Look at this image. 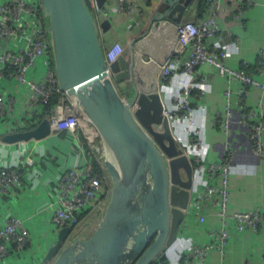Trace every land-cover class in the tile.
<instances>
[{"label":"built area","instance_id":"obj_1","mask_svg":"<svg viewBox=\"0 0 264 264\" xmlns=\"http://www.w3.org/2000/svg\"><path fill=\"white\" fill-rule=\"evenodd\" d=\"M91 1L98 25L108 13L113 17L112 29L100 33V38L102 34L115 38L107 45L103 44L104 59L110 72V63L124 52L129 41L116 38H133L145 31L161 0H105L104 9L99 6L98 0ZM222 1L201 0L207 15L178 24L174 53L161 65L159 73L162 87L170 86L175 79L180 80L179 89L172 92V106H165L163 112L171 124V120L176 119L185 130V142L182 143L194 168L188 210L197 212L202 222L205 220L204 208L211 207L220 216L222 224L210 229L211 239L203 244L188 245L186 241H181L186 249L178 262L170 263L158 257L152 264L202 263L212 248L224 253L231 236L229 224L233 229L243 231L248 227L257 229L264 222L262 208L229 210V180L234 149L227 144L221 159L207 160L203 131L196 124L195 90L199 95L205 94L204 88L197 85V68L207 64L216 67L228 81H236L238 86L236 91L230 86L225 89L224 112L214 118V124L228 131L235 95L242 120L249 126L253 150L258 154L264 151V118L255 119V110L249 109L244 99L252 86L264 89V80L249 71L247 64L238 69L226 65L227 50L222 44L218 23ZM233 1L240 16L249 1ZM47 28L48 17L41 0H0V142L8 145L22 142L28 149L26 156L19 153L18 160L11 159L9 155L5 159L1 156L0 199L6 192L12 191L13 186L21 184V166L28 162L27 156H31L35 145L50 136L60 135L62 141L71 145L76 156L70 164L60 166L54 179L56 201L53 208L50 206L52 236L63 226H70L72 231L90 210H101L103 213L110 196L111 179L102 162L103 154L97 153L99 146L93 143L97 139L103 144L98 130L68 92L59 87ZM260 53L261 59L255 70L264 75V50ZM200 79L206 81V76ZM45 117L49 119L51 128L46 138L15 143L3 140L4 134L33 128ZM88 148L96 155L98 168L87 156ZM30 240V231L19 216L12 214L0 222V262L11 254L25 250Z\"/></svg>","mask_w":264,"mask_h":264},{"label":"water","instance_id":"obj_2","mask_svg":"<svg viewBox=\"0 0 264 264\" xmlns=\"http://www.w3.org/2000/svg\"><path fill=\"white\" fill-rule=\"evenodd\" d=\"M104 1L98 0L100 7ZM196 1L161 0L147 29L127 42L109 72L100 33L112 29V15L98 25L91 0H41L59 87L98 130L111 189L93 232L64 244L71 227H61L38 264H152L177 238L194 168L163 112L159 73L174 53L178 24ZM126 81L122 95L118 83ZM50 133L45 117L3 140Z\"/></svg>","mask_w":264,"mask_h":264},{"label":"crops","instance_id":"obj_3","mask_svg":"<svg viewBox=\"0 0 264 264\" xmlns=\"http://www.w3.org/2000/svg\"><path fill=\"white\" fill-rule=\"evenodd\" d=\"M248 1L240 16L237 15L236 3L233 0L222 1L218 11L222 44L227 50L225 63L233 69L247 64L249 71L264 80V75L255 70V65L261 59L260 52L264 50V0ZM200 7V1L197 0L184 20H196L207 15L206 10ZM111 37L110 34H102V43L107 45L115 39ZM116 39L124 42L131 40ZM204 75L206 81H201L200 77ZM196 81L197 85L205 90L204 95L197 94L195 90V118L196 124L203 131L205 158L221 159L227 144H231L234 149L229 180V210L264 209V151L258 154L253 150L249 126L242 120V111L235 95L228 131L225 132L214 124V118L224 112L225 89L230 86L236 91L237 82L228 81L218 73L216 67L207 64L197 68ZM179 87V79H175L170 86L163 87L165 106H172V92ZM244 99L247 107L255 110V119L264 118V89L252 86ZM171 121L176 138L185 142L183 125L176 119ZM20 152L25 156L28 154V149L22 142L11 145L0 142V160L2 157L7 158V155L12 157L11 159H17ZM74 156L76 154L71 145L62 141L60 135L39 141L31 156H27L28 162L21 166V184L13 186L12 191L6 192L0 199V222L12 214L19 216L29 228L31 240L25 250L7 256L0 264H31V260H34L36 248L44 245V237L51 234L53 228L50 206L53 208L56 201L54 179L60 171V166L70 164ZM204 214L205 220L201 222L197 212H186L177 238L160 255L163 260L176 263L181 259L186 249L181 245V241L190 245L203 244L211 239L210 229L220 226L222 221L211 207H205ZM229 227L231 236L224 253L221 254L218 249L212 248L202 263L195 261L193 264H264V222L257 229L248 227L243 231L233 229L230 224Z\"/></svg>","mask_w":264,"mask_h":264},{"label":"rangeland","instance_id":"obj_4","mask_svg":"<svg viewBox=\"0 0 264 264\" xmlns=\"http://www.w3.org/2000/svg\"><path fill=\"white\" fill-rule=\"evenodd\" d=\"M125 84L129 85L130 81H126V82H122V83H118V88L120 90V93L122 95H125ZM82 112V111H81ZM93 143H97L99 146V151H97L98 154L104 152L103 149V144L101 143L100 140L95 139L93 141ZM102 212L100 210L95 212V210H90L86 213L85 217L82 219V221L76 225L72 231L70 232V234H68V237L66 238V241L64 242V244H67L69 242H71V240H73L74 238L80 237V236H89L93 230L95 229L97 223H98V219L101 217ZM27 227V226H26ZM27 229L29 230V228L27 227ZM30 231V230H29ZM51 234L47 235L46 237H44V239L46 240L44 245H39L38 248H36V253L33 255V261L31 260V264H38L39 263V259L41 258L42 253L44 255V252L46 251V248L49 244H51L52 242V236H50ZM43 246V247H42Z\"/></svg>","mask_w":264,"mask_h":264},{"label":"trees","instance_id":"obj_5","mask_svg":"<svg viewBox=\"0 0 264 264\" xmlns=\"http://www.w3.org/2000/svg\"><path fill=\"white\" fill-rule=\"evenodd\" d=\"M200 8L201 9H203V7H204V5H203V2H200ZM45 116V115H44ZM64 135V134H63ZM87 146V145H86ZM88 147V146H87ZM87 156H90L92 159H93V163H94V165H96L97 166V168L99 167L98 166V164H97V161H96V155H94L93 153H92V151H91V149L90 148H88V155ZM160 258H161V256H159ZM162 259V258H161Z\"/></svg>","mask_w":264,"mask_h":264},{"label":"flooded vegetation","instance_id":"obj_6","mask_svg":"<svg viewBox=\"0 0 264 264\" xmlns=\"http://www.w3.org/2000/svg\"><path fill=\"white\" fill-rule=\"evenodd\" d=\"M87 237L86 235L85 236H80V237H77V238H85ZM76 238H74L73 240H71V242H73Z\"/></svg>","mask_w":264,"mask_h":264},{"label":"bare ground","instance_id":"obj_7","mask_svg":"<svg viewBox=\"0 0 264 264\" xmlns=\"http://www.w3.org/2000/svg\"><path fill=\"white\" fill-rule=\"evenodd\" d=\"M224 31V30H223ZM228 31V30H227ZM166 98V97H165ZM168 98H166V100H167ZM170 102V101H169Z\"/></svg>","mask_w":264,"mask_h":264}]
</instances>
